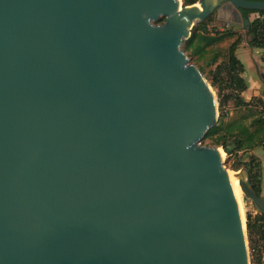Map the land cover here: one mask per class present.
I'll return each instance as SVG.
<instances>
[{
    "label": "water",
    "instance_id": "water-1",
    "mask_svg": "<svg viewBox=\"0 0 264 264\" xmlns=\"http://www.w3.org/2000/svg\"><path fill=\"white\" fill-rule=\"evenodd\" d=\"M198 2L0 0V264H249L184 43L214 13L249 30L264 1Z\"/></svg>",
    "mask_w": 264,
    "mask_h": 264
},
{
    "label": "trees",
    "instance_id": "trees-1",
    "mask_svg": "<svg viewBox=\"0 0 264 264\" xmlns=\"http://www.w3.org/2000/svg\"><path fill=\"white\" fill-rule=\"evenodd\" d=\"M183 1L185 6L198 2V0ZM251 13H259L264 16V11L262 10H246L245 16L249 19V14ZM213 22L214 19L209 16L194 26L191 36L184 43V50L188 57L197 56L198 59H205L209 53L213 52L210 63L215 64L218 61L221 55L210 48L224 39L234 36L236 33L232 29L220 31L215 26L211 27ZM262 27H264V19L256 18L251 21L250 29L247 30L250 46L254 48L264 47V34L260 32ZM241 43L242 36L239 35L228 48L227 58L224 63L218 65V69L225 72L226 86L235 94V106L244 109L247 113H242L232 119H227L223 113L220 114L217 124L207 131L203 139L211 146L222 147L228 154L250 152L260 147L264 149V100L261 97L254 96L250 101H246L241 96L248 89L247 81L243 76L245 65L236 55ZM228 100V97L221 99L220 106H223ZM253 107L256 109L253 110ZM244 165L249 168L251 182L258 194L261 195V162L252 157L251 161L245 162ZM239 168L240 166H237L236 170ZM247 232L250 243L253 245L251 246L253 255L254 253H259L260 258L257 260L260 264H264L262 261L263 253L259 250L257 252L256 247H254L255 243L264 245V213L259 212L256 215L250 212L247 213Z\"/></svg>",
    "mask_w": 264,
    "mask_h": 264
},
{
    "label": "rangeland",
    "instance_id": "rangeland-1",
    "mask_svg": "<svg viewBox=\"0 0 264 264\" xmlns=\"http://www.w3.org/2000/svg\"><path fill=\"white\" fill-rule=\"evenodd\" d=\"M183 4H184V1H183ZM211 17L214 19V22L212 23L211 27L215 26L220 31H224L226 29H232L233 31H235L236 34L232 37H228L224 39L223 41L213 45L210 48V49L216 50L221 55L215 64L210 63V60L212 59V56H213V52L209 53L205 59H198L197 56H189V58L191 62L195 64L201 70L207 82L209 83L212 91L214 92L217 106H218V117L220 116V114L223 113L226 115L227 119H232V118L239 116L242 113H247V112L244 109L237 108L235 106L236 105L234 101L235 94L231 89L227 88L225 74H224L225 72L220 71L218 69V65H221L222 63H224V61L227 58L228 48L239 35L242 36V41H245V42L249 41V37H247V30L245 29L236 30V29H233L230 25H223L222 23H220L217 20L216 13L212 14ZM249 19H250V14H249ZM164 21H165V18H161L157 22V24L163 23ZM227 97L229 98L228 102H226L223 106H220L221 99L227 98ZM254 109L256 108L253 107V110ZM202 145L211 146L208 144V142L204 140L202 141ZM220 148L222 151L224 164L226 168L228 169V171H230V173L233 171L235 173L236 172L238 173L241 169L248 168L244 165V163L251 161L252 157H254L256 160H259V157L254 156V155L248 157L249 152H239V153L233 152L231 154H228L227 152H225V150L222 147ZM263 151L264 149L262 147L257 148L255 154L262 157L264 155ZM237 166H240L238 170H236ZM239 202H240V206H241V210H242V214L244 218V225H245L247 224V213L248 212L252 213L253 215H256L260 211L257 209L253 201L251 199H248L245 196V194L242 192V189L239 195ZM246 235H247V244H248V253H249V264H260L259 261L257 260L258 258H260V254L254 253L253 255L252 250H251V246L253 245H251L250 243L248 232H246ZM254 247H256L257 252L259 250L263 253L262 261L264 262V245H261L260 243L259 244L255 243Z\"/></svg>",
    "mask_w": 264,
    "mask_h": 264
},
{
    "label": "crops",
    "instance_id": "crops-1",
    "mask_svg": "<svg viewBox=\"0 0 264 264\" xmlns=\"http://www.w3.org/2000/svg\"><path fill=\"white\" fill-rule=\"evenodd\" d=\"M259 16H261L259 13H251L250 19L252 21ZM236 55L245 65L243 76L248 84V89L244 91L241 96L246 101H250L254 96L261 97L264 100V47L254 48L250 46L247 41H242L236 51ZM255 152L256 150L250 151L248 157L253 155L259 157V161L262 165V195H264V155L261 157L256 155Z\"/></svg>",
    "mask_w": 264,
    "mask_h": 264
},
{
    "label": "bare ground",
    "instance_id": "bare-ground-1",
    "mask_svg": "<svg viewBox=\"0 0 264 264\" xmlns=\"http://www.w3.org/2000/svg\"><path fill=\"white\" fill-rule=\"evenodd\" d=\"M195 6L199 10L202 9L201 4L199 2H197ZM221 153H222V151H221ZM230 174L232 175V178H233V186H234V189H235L236 197H237L238 202H239V195H240V192H241L240 177H239L238 173L237 172L235 173L234 171L231 172ZM239 205H240V202H239ZM240 211H241V214H242L241 206H240ZM242 218H243V214H242ZM243 221H244V218H243Z\"/></svg>",
    "mask_w": 264,
    "mask_h": 264
},
{
    "label": "built area",
    "instance_id": "built-area-1",
    "mask_svg": "<svg viewBox=\"0 0 264 264\" xmlns=\"http://www.w3.org/2000/svg\"><path fill=\"white\" fill-rule=\"evenodd\" d=\"M258 18L264 19V16H259ZM260 32L264 34V27L260 28ZM264 39V37H263Z\"/></svg>",
    "mask_w": 264,
    "mask_h": 264
}]
</instances>
